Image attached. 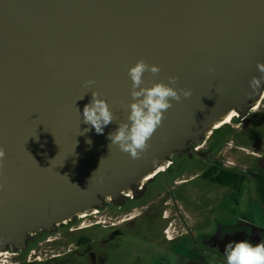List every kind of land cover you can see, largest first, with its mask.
Listing matches in <instances>:
<instances>
[{"label":"water","instance_id":"95a60500","mask_svg":"<svg viewBox=\"0 0 264 264\" xmlns=\"http://www.w3.org/2000/svg\"><path fill=\"white\" fill-rule=\"evenodd\" d=\"M140 59L161 69L142 87L176 76L192 95L173 101L134 160L107 137L127 119L128 69ZM260 62L264 0H0V252L137 198L174 153L256 108ZM93 91L118 118L103 134L83 123Z\"/></svg>","mask_w":264,"mask_h":264},{"label":"flooded vegetation","instance_id":"af4514ba","mask_svg":"<svg viewBox=\"0 0 264 264\" xmlns=\"http://www.w3.org/2000/svg\"><path fill=\"white\" fill-rule=\"evenodd\" d=\"M260 105L237 124L258 112ZM257 141L264 142L260 117L253 127L216 130L198 144L189 142L173 154L156 179L146 183L145 192L136 186L137 198L126 194L117 204L105 201L99 209L106 217L102 223L70 228L73 234L79 233L78 238L59 241L60 246L53 243L57 238L46 239L49 248L41 245L39 257L36 251L35 255L30 252L32 239L17 264H226L224 252L229 243L264 241V149L258 151ZM153 184L157 186L151 189ZM125 209H129L126 214L141 211L125 218ZM182 210L195 214V231ZM95 216H80L65 227ZM49 233L41 231L37 240ZM132 234L137 240L131 255L124 256L122 239ZM153 236L159 243L153 244L147 256L143 251L150 249Z\"/></svg>","mask_w":264,"mask_h":264},{"label":"clouds","instance_id":"9594fccd","mask_svg":"<svg viewBox=\"0 0 264 264\" xmlns=\"http://www.w3.org/2000/svg\"><path fill=\"white\" fill-rule=\"evenodd\" d=\"M257 68L261 76L251 78L252 92L248 93L249 98L261 89L262 81H264V62L258 63ZM160 71L159 66L149 64L144 59L138 60L134 66L128 69V76L132 82L131 102L122 104L128 110L127 119L119 121L116 130L108 134L110 150L112 146H118L122 152L130 154L132 159H141L148 150V141L163 125L167 111L173 107V101L179 103L182 98L191 97L190 89L177 87L179 77L176 76L168 77L167 82L160 81L153 83L151 87H142L145 84L144 75L146 72L155 76ZM94 84V80L85 82V86L88 87ZM82 118L83 123L95 128L97 134H103L105 127L118 119L107 100L102 98L98 91L92 92L91 102L84 106ZM236 118L233 120L235 123L238 122ZM85 131H89V129H85ZM208 135L205 134L204 137ZM88 143L91 141L89 140ZM5 157L6 151L0 147V164ZM33 236L34 241L37 234ZM24 252L15 251V254L21 257ZM31 253L34 252L31 251ZM224 254L226 264H264V241L259 244H253L248 240L231 242L226 246Z\"/></svg>","mask_w":264,"mask_h":264},{"label":"rangeland","instance_id":"374dc122","mask_svg":"<svg viewBox=\"0 0 264 264\" xmlns=\"http://www.w3.org/2000/svg\"><path fill=\"white\" fill-rule=\"evenodd\" d=\"M261 105H260V110L258 112H256L255 114H251V115H248V117L243 120V122H240V123H235L233 122V124L227 128H231V129H240V128H246V127H253L254 124H255V119L256 118H259L260 117V121H263L264 119V100L261 101ZM224 131V130H223ZM257 145H258V151L261 152L263 149H264V142L263 141H257ZM154 186H157L156 185H152L151 186V189H153ZM203 193L206 194V191H203ZM152 198H154L155 196H151ZM216 199H220V197H216ZM129 209H125L124 212H123V217L127 218H130L132 215H136V213H138L139 211H141V209H134V210H131L130 213L126 214V212L128 211ZM105 214H101V215H97L95 216V218H90V219H81V220H78L77 222H75V224H72L70 227H65L67 224H64L62 227L64 228H61V226H59L57 229H55L53 232L49 233V234H45L43 235L39 240H36L37 239V236H36V239L34 241H32L34 244L32 246V250L33 252L36 251V256L39 257L41 255H43L42 251H41V245H43V247H48V244L47 242L45 241L46 239H56V241L58 242H53L55 244H59V246L61 245V242L59 241H72V240H76L78 238V234L79 233H76V234H73L74 232H70L72 227L74 228H77V227H82V226H86V225H89V224H95L97 221H101L102 223V220L103 219H106V217L104 216ZM174 215V220L179 224V221H178V218L175 214ZM77 230V229H76ZM154 240L151 241L150 240V243L148 244L149 248L150 249H147L145 251H143V253L147 256H150L152 254V250L151 249H154L155 246H153V244H156V243H159V239L158 238H155L153 236ZM137 240V237L135 235H128L126 238L122 239V243L123 245H125V248H124V251H123V255L124 256H128V255H131V251H130V248L132 247L133 243L136 242ZM36 243V244H35ZM30 251V252H31ZM14 255H6V256H2L0 258V264H17V262L19 261L20 259V256L19 255H16L15 253H13ZM33 254V255H35ZM125 263V261H123Z\"/></svg>","mask_w":264,"mask_h":264},{"label":"bare ground","instance_id":"6f19581e","mask_svg":"<svg viewBox=\"0 0 264 264\" xmlns=\"http://www.w3.org/2000/svg\"><path fill=\"white\" fill-rule=\"evenodd\" d=\"M263 97H264V95H263ZM262 97V98H263ZM261 98V100L258 102V104H257V106H256V108H254V110L253 111H255V110H257V108L259 107V105L261 104V101L263 100ZM241 115V113H240V111H236V113H234L224 124H220V125H215L216 127H214L213 128V130L212 131H216V130H219V129H223V128H225V127H228L229 125H231V124H233V120L236 118V117H239ZM211 131V132H212ZM167 166L165 165L162 169H160V171H158L152 178H154L155 177V179L164 171V169L166 168ZM151 178V179H152ZM148 183V182H147ZM148 185V184H147ZM128 197H130V198H133L131 195H128ZM109 202L111 203V205H113L114 203H113V201L112 200H109ZM179 204H181V202H179ZM181 207V209H182V206H180ZM183 211V210H182ZM101 210H97V211H94V212H91V213H88V214H86V216H91V215H98V214H101ZM183 213H184V211H183ZM183 217H184V219H185V221L187 222V224L189 225V227L193 230V231H195V229L193 228V226H194V224H195V220H196V217H195V214H192V213H184L183 214ZM80 218V217H79ZM13 253H15V249H13V248H9V249H7V250H5V251H1L0 252V258L2 257V256H6V255H14Z\"/></svg>","mask_w":264,"mask_h":264},{"label":"trees","instance_id":"16d2710c","mask_svg":"<svg viewBox=\"0 0 264 264\" xmlns=\"http://www.w3.org/2000/svg\"><path fill=\"white\" fill-rule=\"evenodd\" d=\"M38 239H40V238H38ZM31 248V247H30Z\"/></svg>","mask_w":264,"mask_h":264}]
</instances>
